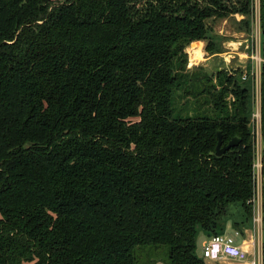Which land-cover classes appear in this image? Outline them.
Returning a JSON list of instances; mask_svg holds the SVG:
<instances>
[{
    "label": "trees",
    "instance_id": "1",
    "mask_svg": "<svg viewBox=\"0 0 264 264\" xmlns=\"http://www.w3.org/2000/svg\"><path fill=\"white\" fill-rule=\"evenodd\" d=\"M251 13L252 0H0V264H137V246L206 264L197 226L248 224L250 90L187 56L208 19L241 14L248 32ZM259 26L264 162V0ZM217 131L239 139L219 156Z\"/></svg>",
    "mask_w": 264,
    "mask_h": 264
},
{
    "label": "rangeland",
    "instance_id": "2",
    "mask_svg": "<svg viewBox=\"0 0 264 264\" xmlns=\"http://www.w3.org/2000/svg\"><path fill=\"white\" fill-rule=\"evenodd\" d=\"M259 0H252V13L250 31L241 30L240 14H233L222 18H211L207 20L210 37L214 44L216 52L209 53L205 50V45L209 39L202 40V53L196 52L192 61L195 63L189 65L187 56V68L193 70L201 67L215 82L217 71L223 70L228 74L236 75L239 83L247 86L250 90V110H251V127L254 133V162L253 173L255 179V196L253 199L252 217L248 224L235 228L232 224L228 225V230H236L241 233L242 239L246 242L250 239L254 243L248 246L247 262H254L261 248L262 238V220L261 215H257V210L263 204L262 196L264 195V162L262 161V145L258 132L260 123V112L258 110L259 88H260V65L262 58L259 54L260 46V27H259ZM244 17V16H243ZM216 53V54H214ZM195 59V60H194ZM190 62V59H189ZM228 99H232L229 96ZM261 129V127H260ZM234 205L231 206L232 218H239ZM226 231L232 237L236 244H239L241 238L234 231ZM197 239L195 253L202 258V241L205 238L203 231L197 226ZM137 264H166L167 248L165 246H137L135 249ZM206 264H237L234 259L220 261H209L204 259ZM257 264V263H253ZM258 264H260L258 262Z\"/></svg>",
    "mask_w": 264,
    "mask_h": 264
},
{
    "label": "built area",
    "instance_id": "3",
    "mask_svg": "<svg viewBox=\"0 0 264 264\" xmlns=\"http://www.w3.org/2000/svg\"><path fill=\"white\" fill-rule=\"evenodd\" d=\"M202 258L209 261H220L228 258L234 259L239 263H245L247 260V252L229 235L215 234L208 236L202 245ZM257 263L256 261L249 262Z\"/></svg>",
    "mask_w": 264,
    "mask_h": 264
},
{
    "label": "crops",
    "instance_id": "4",
    "mask_svg": "<svg viewBox=\"0 0 264 264\" xmlns=\"http://www.w3.org/2000/svg\"><path fill=\"white\" fill-rule=\"evenodd\" d=\"M258 12H259V4H258ZM241 15V14H240ZM242 16V18H243V15H241ZM260 27V26H259ZM196 41H200V42H202V40H196ZM196 41H193V42H196ZM192 43V42H191ZM199 46H201V48L199 49V50H197L198 48H199ZM194 51L195 52H201L202 53V44L201 45H199ZM193 51V52H194ZM191 53L190 52V56H189V59H190V62H189V65H191V64H193V63H195L194 61H192L193 59H191L192 57H193V55H194V53ZM214 54H216V53H214ZM259 54H260V46H259ZM261 57V56H260ZM195 60V59H194ZM259 82H260V77H259ZM258 110H259V112H260V88H259V99H258ZM260 124V123H259ZM260 127H261V125H259V128H258V132H257V134H259V136H260V138H261V129H260ZM261 141V140H260ZM261 215V220H262V206H261V208L260 209H258L257 210V215ZM231 220H228L227 222H226V227H225V231L224 232H226V231H229V230H231V229H229L228 230V225L229 226H231ZM231 231H234L235 232V234L236 235H239L240 236V238H241V241H240V243H239V245L241 246V247H243V249H245L246 250V252H247V256H248V246L250 245V243H254V241L253 240H249L248 242H246V240L243 238L242 239V237H241V231L240 232H238V231H236V230H231ZM204 233V235H205V238L203 239V241H202V245H203V243H204V241H205V239L208 237L207 235H206V233L205 232H203ZM226 234V233H225ZM196 239H197V236H196ZM262 240H263V224H262V238H261V248L259 249V251H258V254H257V259H256V262H257V264H258V262L260 263V264H262ZM228 259H231V258H228ZM226 260V259H225ZM232 264V263H231ZM237 264H250L249 262H245V263H237Z\"/></svg>",
    "mask_w": 264,
    "mask_h": 264
},
{
    "label": "water",
    "instance_id": "5",
    "mask_svg": "<svg viewBox=\"0 0 264 264\" xmlns=\"http://www.w3.org/2000/svg\"><path fill=\"white\" fill-rule=\"evenodd\" d=\"M239 139L237 137H233L226 144H222V137L220 131H217V144L215 146V155L219 156L224 153L229 148L237 145Z\"/></svg>",
    "mask_w": 264,
    "mask_h": 264
}]
</instances>
